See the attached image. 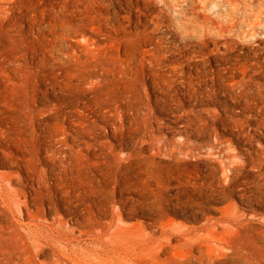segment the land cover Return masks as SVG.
<instances>
[{"label": "rangeland", "instance_id": "rangeland-1", "mask_svg": "<svg viewBox=\"0 0 264 264\" xmlns=\"http://www.w3.org/2000/svg\"><path fill=\"white\" fill-rule=\"evenodd\" d=\"M61 1L47 0L46 7L50 22L60 24L61 13L70 21L61 50L50 36L40 47L19 40L18 29L10 33L7 11L0 24L5 39L28 49L14 60L37 87L36 93L23 88L0 95V264H264V206L253 185L258 173L245 153L249 146L242 143L253 137L252 145L264 150L256 140L263 132L256 124L264 125V0ZM14 12V27L41 19L32 7ZM226 113L233 124L222 127L218 119ZM185 231L183 238L169 235Z\"/></svg>", "mask_w": 264, "mask_h": 264}, {"label": "bare ground", "instance_id": "bare-ground-1", "mask_svg": "<svg viewBox=\"0 0 264 264\" xmlns=\"http://www.w3.org/2000/svg\"><path fill=\"white\" fill-rule=\"evenodd\" d=\"M49 1V0H48ZM63 1V0H62ZM62 1H61V3H62ZM65 1V0H64ZM71 1V0H70ZM69 1V2H70ZM74 1V0H73ZM98 1V0H97ZM60 2V1H59ZM66 2V1H65ZM68 2V1H67ZM75 2V1H74ZM76 2H77V0H76ZM79 3V2H78ZM77 3V4H78ZM92 3V2H91ZM98 3V2H97ZM48 4V2H47V0H38L37 2L35 1V0H0V24L2 23V21L4 22V17H5V14H7V13H5L4 14V17H3V13H4V11H7L8 12V14H10V17H11V21H10V26H11V31H10V33L12 34L13 33V31H17V29L19 30L18 31V35H16V37H18V39L19 40H21L22 42H24L25 43V41L24 40H26L27 41V43H28V46H30L31 48L32 47H36V46H38V47H40L42 44L41 43H43V45H44V42H42L43 40H44V38H46L47 36H50V38L52 37L53 39H58V40H56V41H59L58 43H59V47H60V50H61V46H62V44H63V42L65 41V39L66 38H68L70 35H71V29H70V27H71V25H70V21L68 20V19H66L65 17H64V15H62V14H64V13H61V16H62V18H60V19H58L59 21H60V24H58V25H56V23L53 21V22H50V20H48V15L49 14H47L46 13V7H48L49 5H47ZM50 4V3H49ZM56 4V3H55ZM54 4V5H55ZM64 4H66V3H64ZM80 4V3H79ZM83 4H85V3H83ZM89 4V3H88ZM99 4V3H98ZM103 4V3H102ZM59 5V4H58ZM67 5V4H66ZM70 5V4H69ZM87 5V4H86ZM90 5V4H89ZM106 5V4H105ZM81 6V5H80ZM83 6V5H82ZM91 6H92V4H91ZM95 6V5H94ZM101 6V5H100ZM29 7H32V9L34 10H38V11H40V16H41V19L40 20H37V21H35V22H23L24 21V19H23V21H22V25L21 26H17V27H14L13 25H11V24H15V22H16V19H17V17L15 18V14H13V12H14V9L16 8V9H24V10H28V8ZM58 7V6H57ZM69 7V6H68ZM93 7V6H92ZM97 7V6H96ZM107 7H109V6H107ZM49 8V7H48ZM61 8V7H60ZM65 8V7H64ZM67 8V7H66ZM76 8V7H75ZM85 8V7H84ZM88 8V6L84 9V11L86 10ZM90 8V7H89ZM88 8V9H89ZM192 10H193V7H190ZM59 9V8H58ZM95 9V8H94ZM101 9V8H100ZM104 9V8H103ZM110 9V8H109ZM112 9V8H111ZM69 10V9H68ZM77 10V9H76ZM80 10V8L78 9V11ZM113 10V9H112ZM53 11V10H52ZM63 11V10H62ZM75 11V10H74ZM16 12V11H15ZM14 12V13H15ZM35 12V11H34ZM49 12V11H48ZM68 12V11H67ZM70 12V11H69ZM68 12V13H69ZM73 12V11H72ZM83 12V11H82ZM87 12V11H86ZM85 12V13H86ZM91 12V8H90V10L87 12V13H90ZM95 12H97L98 13V16H99V10L97 9V10H94V13ZM108 12V11H107ZM50 13V12H49ZM52 13V12H51ZM50 13V14H51ZM67 13V14H68ZM84 13V14H85ZM93 13V14H94ZM96 13V14H97ZM102 13V12H101ZM24 14V13H23ZM38 14V13H37ZM36 14V15H37ZM66 14V15H67ZM72 14V13H71ZM76 14V13H75ZM95 14V15H96ZM108 14V13H107ZM15 15V16H14ZM19 16H21L20 14H18ZM17 15V16H18ZM86 15V14H85ZM18 16V17H19ZM39 16V17H40ZM69 16V15H68ZM88 16V15H87ZM107 16V15H106ZM25 17V16H24ZM27 17V16H26ZM51 17V16H50ZM60 17V16H59ZM72 17H75V16H72ZM72 17H70V18H72ZM85 18H86V16H84ZM100 17H101V15H100ZM216 17H218V16H216ZM9 18V17H8ZM28 18V17H27ZM34 18V17H33ZM37 18V17H36ZM88 18H89V16H88ZM95 18V17H94ZM98 18V17H97ZM21 19V18H20ZM77 19V18H76ZM84 19V18H83ZM91 19V18H90ZM99 19V18H98ZM8 20H10V19H8ZM28 20V19H27ZM88 20V19H87ZM107 20H108V22H109V20L110 19H108L107 18ZM106 20V21H107ZM20 21V20H19ZM83 21V20H82ZM95 21H97V19L95 20ZM102 21H105V18L102 20ZM114 21V20H113ZM18 22V21H17ZM79 22V21H78ZM86 22V21H85ZM98 22V21H97ZM21 23V22H20ZM72 23V22H71ZM99 23H100V21H99ZM103 23V22H102ZM101 23V24H102ZM115 23V22H114ZM7 24V23H6ZM17 24V23H16ZM80 24V23H79ZM101 24H100V26H101ZM109 24H110V22H109ZM116 24V23H115ZM19 25V24H18ZM42 25H43V27H42ZM74 25V24H73ZM76 25V24H75ZM81 25V24H80ZM79 25V26H80ZM85 25V24H84ZM91 25H92V23H91ZM98 25V24H97ZM37 26V27H36ZM78 26V27H79ZM99 26V27H100ZM5 27V26H4ZM3 27V28H4ZM119 27V26H118ZM1 28V27H0ZM72 28H73V26H72ZM75 28V27H74ZM4 29H7L6 27L4 28ZM21 29V30H20ZM44 29H46V31L44 30ZM80 29H82V28H80ZM103 29H104V27H103ZM2 29H0V57H1V60H0V76H3V73H4V79L2 80V82H1V84H0V95L1 94H3V93H7V92H9V91H13V90H15V89H23V90H25V89H30V90H25L26 91V93L27 92H33V93H36V88L34 87V86H32L31 85V82H29L30 81V79L31 78H29V77H27L26 75H25V77H23L22 75H21V70H20V68H19V66H16V65H20V67L22 66L21 64H17V61L19 60L18 58H17V61L16 60H14V54L17 56V53H20L21 54V56H23V55H25L26 54V50H28V49H26V50H24V47L22 48V47H19L17 44H19L20 42L18 41V39H17V42H19V43H16L15 42V40H13V39H11V41H8V36H7V40L5 39V36L2 34V31H1ZM75 31V30H74ZM8 32V31H7ZM75 33H77V32H75ZM74 33V34H75ZM7 34V33H6ZM73 34V35H74ZM126 33H124V35H125ZM117 35V34H116ZM119 36V35H118ZM13 37V36H12ZM11 37V38H12ZM30 37L32 38V40H30ZM10 38V37H9ZM27 38H29V39H27ZM49 38V39H50ZM50 39V40H53V39ZM116 38V37H115ZM21 42V43H22ZM48 41H46V43H47ZM203 42V41H202ZM210 42V41H209ZM20 43V44H21ZM45 43V44H46ZM51 43V42H50ZM200 43H201V41H200ZM200 43H199V45H200ZM207 43V42H206ZM57 44V43H56ZM65 44V43H64ZM198 44V43H197ZM66 45V44H65ZM202 45V44H201ZM214 45V44H213ZM21 46H22V44H21ZM50 46V45H49ZM48 46V47H49ZM51 47H53V46H51ZM3 48H4V50L5 49H7L6 51H3ZM26 48V47H25ZM43 48H45V47H43ZM50 48V47H49ZM54 48V47H53ZM39 49V48H38ZM41 49V48H40ZM45 49H47V48H45ZM45 49H43V50H45ZM52 49V48H51ZM57 49V48H56ZM69 49V48H68ZM67 50V49H66ZM33 51V50H32ZM37 51V50H36ZM40 51V50H39ZM38 51V52H39ZM216 51V50H215ZM57 52V51H56ZM61 52V51H60ZM214 52V51H213ZM217 52V51H216ZM36 53V52H35ZM44 53V52H43ZM51 53H52V51H51ZM55 53V52H54ZM13 54V55H12ZM37 54V53H36ZM35 54V55H36ZM45 54V53H44ZM59 54V53H58ZM222 54V53H221ZM38 55H40V53L38 54ZM60 55V54H59ZM61 55H62V53H61ZM125 55V54H124ZM213 55V54H212ZM45 56V55H44ZM222 56V55H221ZM57 57V56H56ZM59 57V56H58ZM125 57H126V55H125ZM210 57V56H209ZM212 57H214V56H212ZM223 57V56H222ZM23 58V57H22ZM27 58V57H26ZM44 58V57H43ZM61 58V57H60ZM219 58H220V56H219ZM124 59V58H123ZM223 59V58H222ZM27 60V59H26ZM40 60V59H39ZM56 60H58V59H56ZM79 60V59H78ZM87 60V59H86ZM99 60V59H98ZM23 61V60H22ZM30 61V60H29ZM32 61H33V58H32ZM43 61V60H42ZM124 61H125V59H124ZM174 61V60H173ZM220 61V60H219ZM225 61V60H224ZM24 62H25V60H24ZM23 62V63H24ZM94 62H95V60H94ZM101 62V61H100ZM99 62V63H100ZM175 63H177L176 61H174ZM215 62V61H214ZM222 62V61H221ZM22 63V64H23ZM40 63V62H39ZM123 63V62H122ZM216 63V62H215ZM4 64H6V65H8V66H11L10 68H8V69H5V66H4ZM31 64V63H30ZM61 64V63H60ZM89 64H91V63H89ZM121 64V63H120ZM180 64V63H179ZM196 64V63H195ZM223 64V63H222ZM42 65V64H41ZM40 65V66H41ZM96 65V64H95ZM97 65H98V63H97ZM96 65V66H97ZM102 65V64H101ZM177 65V64H176ZM3 66H4V68H3ZM16 66V67H15ZM177 66H179V65H177ZM187 66V65H186ZM203 66V65H202ZM7 67V66H6ZM26 67V66H25ZM38 67V66H37ZM91 67V66H90ZM255 67H257V65H255ZM23 68V67H22ZM32 68V67H31ZM196 68V67H195ZM251 68V67H250ZM252 69V68H251ZM256 69H258V68H256ZM36 70H38V69H36ZM39 70H40V68H39ZM42 70V69H41ZM58 70V69H57ZM61 70V69H60ZM125 70V69H124ZM253 70V69H252ZM258 71V70H257ZM24 72V71H23ZM34 72V71H33ZM120 72V71H119ZM192 72V71H191ZM251 72V71H250ZM20 73V74H19ZM171 73V72H170ZM172 73H174V72H172ZM189 73V72H188ZM88 74H90V73H88ZM94 74V73H93ZM255 74V73H254ZM258 74V73H257ZM91 75V74H90ZM101 75V74H100ZM100 75H99V78H100ZM104 75V74H103ZM102 75V76H103ZM196 75V74H195ZM172 76H173V74H172ZM176 76V75H175ZM190 76H192V75H190ZM190 76H187V77H190ZM194 76V75H193ZM30 77H31V75H30ZM43 77V76H42ZM61 77V76H60ZM96 77H98V76H96ZM170 77V76H169ZM248 77V76H247ZM38 78V77H37ZM102 78V77H101ZM165 78V77H164ZM173 78V77H172ZM180 78V77H179ZM194 78V77H193ZM251 78V77H250ZM41 79V76L39 77V80ZM45 79H47V78H45ZM191 79V78H190ZM37 80V79H36ZM35 80V81H36ZM43 80V79H42ZM41 80V81H42ZM99 80V79H98ZM176 80V79H175ZM249 80V79H248ZM251 80V79H250ZM1 81V80H0ZM61 81V80H60ZM101 81V80H100ZM104 81V80H103ZM105 81H107V80H105ZM242 81H243V79H242ZM245 81V80H244ZM252 81V80H251ZM40 82V81H39ZM165 82H168V81H165ZM170 82V81H169ZM175 82V81H174ZM188 82V81H187ZM190 82H192V81H190ZM239 82V81H238ZM237 82V83H238ZM247 82V81H246ZM60 83V82H59ZM176 83V82H175ZM240 83V82H239ZM249 83V82H248ZM40 84H41V82H40ZM170 84V83H169ZM174 84V83H173ZM39 85V84H38ZM190 85H191V83H190ZM189 85V86H190ZM245 85V84H244ZM41 86H42V84H41ZM44 86V85H43ZM174 86V85H173ZM22 87V88H21ZM33 87L35 88V89H33ZM162 87H163V85H162ZM161 87V88H162ZM170 87V86H169ZM239 87V86H238ZM240 87H241V85H240ZM160 88V89H161ZM39 89H40V87H39ZM62 89V88H61ZM189 90V89H188ZM188 90H186V91H188ZM247 90V89H246ZM45 91H46V89H45ZM57 91H58V89H57ZM62 92V91H61ZM247 92V91H246ZM32 93V94H33ZM54 93V92H53ZM166 93V92H165ZM187 93V92H186ZM190 93V92H189ZM243 93V92H242ZM16 94V93H15ZM28 94V93H27ZM49 94V93H48ZM62 94V93H61ZM99 94V93H98ZM101 94V93H100ZM164 94V93H163ZM188 94V93H187ZM52 95V94H51ZM54 95V94H53ZM63 95V94H62ZM77 95V94H76ZM96 95V94H95ZM165 95V94H164ZM241 95V94H240ZM10 96V95H9ZM28 96V95H27ZM41 96V95H40ZM43 96V95H42ZM45 96V95H44ZM43 96V97H44ZM56 96V95H55ZM75 96V95H74ZM78 96V95H77ZM103 96V95H102ZM166 96V95H165ZM171 96V95H170ZM29 97H31V96H29ZM59 97V96H58ZM99 97V96H98ZM221 97V96H220ZM229 97V96H228ZM227 97V98H228ZM238 97H239V95H238ZM238 97L236 96L235 98L238 100ZM9 98V97H8ZM11 98V97H10ZM15 98V97H14ZM19 98H20V96H19ZM32 98V97H31ZM60 98V97H59ZM66 98V97H65ZM240 98V97H239ZM245 98V97H244ZM16 99H18V97H16ZM42 99V98H41ZM45 99V98H44ZM58 99V98H57ZM62 99V98H61ZM77 99V98H76ZM99 99H101V97L99 98ZM167 99V98H166ZM218 99H220V98H218ZM231 99H234V98H231ZM2 100V99H1ZM27 100V99H26ZM30 100V99H29ZM66 100V99H65ZM163 100H164V97H163ZM224 100V99H223ZM242 100V99H241ZM246 100H247V98H246ZM8 100H6V102H7ZM14 101H15V99H14ZM34 101V100H33ZM35 101H37V100H35ZM55 101V100H54ZM168 101V100H167ZM225 101V100H224ZM236 101V100H235ZM243 101V100H242ZM24 102V101H23ZM40 102V101H39ZM60 102V101H59ZM64 102V101H63ZM77 102V101H76ZM165 102V101H164ZM233 102V101H232ZM243 102H245V101H243ZM1 103V102H0ZM12 103V102H11ZM15 103V102H14ZM25 103V102H24ZM29 103V102H28ZM43 103V102H42ZM246 103V102H245ZM17 104V103H16ZM45 104V103H44ZM59 104V103H58ZM64 104V103H63ZM69 104V103H68ZM77 104V103H76ZM88 104V103H87ZM219 104V103H218ZM241 104V103H240ZM1 105H3V104H1ZM6 105V104H5ZM29 105V104H28ZM41 105V104H40ZM46 105V104H45ZM55 105H57V104H55ZM220 105V104H219ZM4 106V105H3ZM42 106V105H41ZM44 106V105H43ZM61 106V105H60ZM64 106V105H63ZM75 106H77V105H75ZM177 106V105H176ZM221 106V105H220ZM225 106V105H224ZM237 106V105H236ZM245 106H246V104H245ZM5 107V106H4ZM32 107V106H31ZM46 107V106H45ZM58 106H56V108H57ZM78 107V106H77ZM27 108V107H26ZM25 108V109H26ZM30 108V107H29ZM37 108V107H36ZM35 108V109H36ZM59 108V107H58ZM65 108V107H64ZM80 108V107H79ZM158 108H159V106H158ZM190 108V107H189ZM223 108V107H222ZM239 108H242V107H239ZM248 108V107H247ZM4 109V108H3ZM226 109V108H225ZM27 110V109H26ZM29 110V109H28ZM31 110V109H30ZM43 110V109H42ZM65 110H67V109H65ZM192 110V109H191ZM195 110V109H194ZM220 110V109H219ZM243 110V109H242ZM245 110V109H244ZM251 110V109H250ZM2 111V110H1ZM11 111V110H10ZM16 111V110H15ZM23 111V110H22ZM32 111V110H31ZM35 111H37V110H35ZM44 111V110H43ZM46 111V110H45ZM188 111V110H187ZM225 111V110H224ZM5 112V111H4ZM14 112V111H13ZM18 112V111H17ZM26 112V111H25ZM38 112H39V110H38ZM189 112H190V109H189ZM188 112V113H189ZM226 112V111H225ZM231 112V111H230ZM11 113V112H10ZM22 113V112H21ZM21 113H19V115L21 114ZM229 113V112H228ZM232 113V112H231ZM3 114V113H2ZM23 114V113H22ZM28 114V113H27ZM31 114V113H30ZM187 114V113H186ZM199 114V113H198ZM219 114V113H218ZM9 115V114H8ZM14 115V114H13ZM34 115V114H33ZM54 115V114H53ZM63 115H65V114H63ZM75 115V114H74ZM190 115V114H189ZM209 115V114H208ZM213 115V114H212ZM217 115V114H216ZM241 115V114H240ZM4 116H5V114H4ZM16 116V115H15ZM32 116V115H31ZM30 116V117H31ZM71 116H73V115H71ZM76 116V115H75ZM191 116V115H190ZM190 116H188V117H190ZM199 116V115H198ZM220 116H221V114H220ZM234 116V115H233ZM249 116H250V114H249ZM257 116H258V114H257ZM10 117V116H9ZM22 117V116H21ZM20 116H19V118H18V120L21 118ZM33 117V116H32ZM58 117H60V116H58ZM65 117H66V115H65ZM187 117V118H188ZM192 117V116H191ZM195 117V116H194ZM211 117V116H210ZM212 117H214V116H212ZM236 117V116H235ZM248 117V116H247ZM12 118H13V116H12ZM15 118V117H14ZM184 118V117H183ZM198 118V117H197ZM201 118V117H200ZM245 118V117H244ZM251 118V117H250ZM255 118V117H254ZM7 119V118H6ZM34 119V118H33ZM43 119V118H42ZM46 119H48L47 117H46ZM73 119H74V117H73ZM75 119H76V117H75ZM80 119V118H79ZM101 119H103V118H101ZM100 119V120H101ZM189 119V118H188ZM188 119H185V120H188ZM192 119H193V117H192ZM195 119V118H194ZM193 119V120H194ZM262 119V118H261ZM1 120V119H0ZM3 120V119H2ZM54 120V119H53ZM67 120V119H66ZM71 120V119H70ZM111 120V119H110ZM126 120V119H125ZM156 120V119H155ZM154 120V118H153V121H155ZM216 121H217V119H215ZM219 121V123H220V125L223 127V126H226V125H231V124H233V117H229V116H227V113H226V115L224 114V116H222V117H219V119H218ZM244 120V119H243ZM251 120V119H250ZM42 121V120H41ZM44 121V120H43ZM43 121H42V123H43ZM68 121V120H67ZM66 121V122H67ZM108 121H109V118H108ZM138 121V120H137ZM140 121V120H139ZM138 121V122H139ZM172 121V120H171ZM195 121V120H194ZM194 121H192V122H194ZM200 121V120H199ZM237 121H239V120H237ZM246 121V120H245ZM19 122V121H18ZM18 122H17V124H18ZM37 122V121H36ZM64 122V121H63ZM75 122H76V120H75ZM74 122V123H75ZM84 122V121H83ZM86 122V121H85ZM98 122V121H97ZM99 122H101V121H99ZM111 122V121H110ZM129 122V121H128ZM142 122H143V120H142ZM157 122V121H156ZM170 122V121H169ZM175 122V121H174ZM187 122V121H186ZM189 122V121H188ZM196 122H197V120H196ZM202 122V121H201ZM243 122V121H242ZM251 122V121H250ZM256 122V121H255ZM1 123V122H0ZM4 123V122H3ZM48 123V122H47ZM107 123H109V122H107ZM118 123H119V121H118ZM134 123V122H133ZM145 123V122H144ZM149 123V122H148ZM160 123V122H159ZM168 123V122H167ZM171 123V122H170ZM184 123V122H183ZM244 123V122H243ZM8 124V123H7ZM15 124V123H14ZM23 124V123H22ZM27 124H28V122H27ZM37 124V123H36ZM65 124H67V123H65ZM77 124V123H76ZM78 124H79V122H78ZM93 124H95V123H93ZM127 124V123H126ZM136 124H137V122H136ZM140 124V123H139ZM155 124V123H154ZM158 124V123H157ZM164 124H166V123H164ZM163 124V125H164ZM194 124H196L195 122H194ZM212 124V123H211ZM255 124V123H254ZM3 124H0V126H2ZM10 125H11V123H10ZM21 125V124H20ZM87 125V124H86ZM133 125H135V124H133ZM132 125V126H133ZM151 125V124H150ZM162 125V124H161ZM187 125H188V123H187ZM192 125V124H191ZM237 125V124H236ZM257 125V129H262V133H260L259 132V134H257L256 135V140H257V143H259V142H262V143H264V125L263 124H256ZM13 126V125H12ZM16 126V125H15ZM14 126V127H15ZM29 126V125H28ZM39 126V125H38ZM66 126V125H65ZM70 126H72V125H70ZM69 126V127H70ZM75 126V125H74ZM84 126V125H83ZM82 126V127H83ZM89 126V125H88ZM106 126V125H105ZM109 128H110V133H112L113 134V131L111 130V128H112V126H113V124L111 123V124H108L107 125ZM126 126V125H125ZM124 126V127H125ZM129 126V125H128ZM145 126H146V124H145ZM167 126V125H166ZM165 126V127H166ZM193 126V125H192ZM199 126V125H198ZM197 126V128H199ZM204 126H205V124H204ZM241 126V125H240ZM5 127V126H4ZM7 127H8V125H7ZM41 127V126H40ZM39 127V128H40ZM81 127V128H82ZM101 127V126H100ZM104 127V126H103ZM114 127V126H113ZM116 127V126H115ZM118 127V126H117ZM163 127V126H162ZM187 127V126H186ZM234 127V126H233ZM239 127V126H238ZM31 128V127H30ZM37 128V127H36ZM35 128V129H36ZM44 128V127H43ZM48 128V127H47ZM70 128H72V127H70ZM69 128V129H70ZM92 128H94V127H92ZM132 128V127H131ZM136 128V127H135ZM184 128V127H183ZM25 129V128H24ZM27 129H29V128H27ZM56 129V128H55ZM65 129H66V127H65ZM74 129V128H73ZM83 129V128H82ZM100 129V128H99ZM134 129V128H133ZM136 129H138V128H136ZM135 129V130H136ZM142 129V128H141ZM150 129V128H149ZM162 129V128H161ZM168 129V128H167ZM170 129V128H169ZM186 129V128H185ZM254 129V128H253ZM1 130V129H0ZM4 130H6V129H4ZM13 130V129H12ZM26 130V129H25ZM44 130V129H43ZM45 130H46V128H45ZM63 130V129H62ZM80 130V129H79ZM94 130H96L95 128H94ZM101 130H102V128H101ZM113 130H115V129H113ZM122 130V129H121ZM139 130V129H138ZM182 130V129H181ZM231 130L232 129H230V132H231ZM237 130V129H236ZM248 130V129H247ZM8 131V130H7ZM27 131V130H26ZM31 131V130H30ZM37 131V130H36ZM60 131V130H59ZM85 131V130H84ZM83 131V132H84ZM118 131V130H117ZM132 131V130H131ZM143 131V130H142ZM150 131V130H149ZM152 131V130H151ZM160 131V130H159ZM186 131H187V129H186ZM189 131V130H188ZM187 131V132H188ZM227 131V130H226ZM225 131V132H226ZM235 131V130H234ZM255 131V130H254ZM39 132V131H38ZM55 132V131H54ZM61 132V131H60ZM75 132V131H74ZM73 132V133H74ZM83 132H81V133H83ZM87 132V131H86ZM92 132H93V129H92ZM97 132V131H96ZM100 132V131H99ZM103 132V131H102ZM101 132V133H102ZM124 132H126L125 130H124ZM147 132V131H146ZM145 132V133H146ZM161 132V131H160ZM159 132V133H160ZM181 132H183V131H181ZM186 132V133H187ZM193 132V131H192ZM196 132V131H195ZM203 132V131H202ZM242 132V131H241ZM244 132V131H243ZM3 133V132H2ZM52 133V132H51ZM62 133V132H61ZM69 133V132H68ZM71 133H72V130H71ZM88 134H89V132H87ZM90 133H91V131H90ZM106 133H107V131H106ZM109 133V132H108ZM133 133V132H132ZM131 133V134H132ZM137 133V132H136ZM150 133V132H149ZM189 133V132H188ZM245 133V132H244ZM9 134V133H8ZM28 134V133H27ZM27 134H24V135H26L27 136ZM32 134V133H31ZM35 134H37V133H35ZM41 134H42V132H41ZM60 134V133H59ZM58 134V135H59ZM67 134V131H66V133H65V135ZM80 134V133H79ZM86 134V133H85ZM95 134V133H94ZM98 134V133H97ZM130 134V135H131ZM144 134V133H143ZM151 134H153V133H151ZM195 134V133H194ZM193 134V135H194ZM241 134H243V133H241ZM254 134V133H253ZM3 135H7V134H3ZM51 135H53V134H51ZM84 135V134H83ZM87 135V134H86ZM93 135V134H92ZM96 135V134H95ZM155 135V134H154ZM157 135V134H156ZM186 135V134H185ZM191 135V134H190ZM236 135H238V134H236ZM240 135V134H239ZM8 136V135H7ZM13 136V135H12ZM23 136V135H22ZM32 136V135H31ZM48 136V135H47ZM49 136H50V134H49ZM54 136V135H53ZM67 136V135H66ZM91 136V135H90ZM89 136V137H90ZM94 136V135H93ZM93 136H91V137H93ZM97 136V135H96ZM110 136V135H109ZM122 136V135H121ZM151 136V135H150ZM250 136V135H249ZM4 137V136H3ZM2 137V138H3ZM6 137V136H5ZM25 137V136H24ZM55 137V136H54ZM57 137H59V136H57ZM62 137H64V136H62ZM68 137V136H67ZM86 137V136H85ZM88 137V138H89ZM111 137V136H110ZM114 137V136H113ZM120 137V136H119ZM118 137V138H119ZM153 137V136H152ZM155 137V136H154ZM188 137V136H187ZM190 137V136H189ZM236 137V136H235ZM239 137V136H238ZM7 138V137H6ZM38 138V137H37ZM42 138V137H41ZM78 138V137H77ZM80 138V137H79ZM121 138V137H120ZM141 138V137H140ZM139 138V139H140ZM142 138H143V135H142ZM145 139H146V137H144ZM217 138V137H216ZM232 138V137H231ZM9 139V138H8ZM8 139H7V141H8ZM26 139V138H25ZM30 139V138H29ZM32 139V138H31ZM82 139V138H81ZM115 139V138H114ZM123 139H124V137H123ZM126 139V138H125ZM154 139V138H153ZM156 139V138H155ZM186 139V138H185ZM218 139V138H217ZM217 139H216V141H217ZM252 139H253V137H251V138H249L248 136H246V138H244V139H242V143H244L245 145H247V146H249V149H247L246 151H245V153H246V155L248 156V158H249V164L252 166V167H254V168H256L257 169V173H258V175H257V181L255 182L256 184H253L254 185V187H256V189L258 190V197L257 198H259V199H261V202H260V204H261V206H264V159H263V156H264V150L263 149H260L259 147H257L255 144H254V146L252 145ZM255 139V138H254ZM253 139V140H254ZM4 140V139H3ZM15 140V139H14ZM40 140V139H39ZM51 140V139H50ZM61 140H62V138H61ZM67 140V139H66ZM74 140V139H73ZM78 140V139H77ZM90 140V139H89ZM120 140V139H119ZM127 140H129V139H127ZM148 140H150V139H148ZM170 140V139H169ZM168 140V141H169ZM219 140V139H218ZM241 140V139H240ZM30 141V140H29ZM46 141H48V139H46ZM65 141V140H64ZM83 141V140H82ZM96 142H97V140H95ZM153 141H156V140H153ZM255 141V140H254ZM0 142H1V140H0ZM31 142V141H30ZM35 143H36V141H34ZM50 142V141H49ZM63 142V141H62ZM69 142H71V141H69ZM86 142V141H85ZM84 142V143H85ZM120 142H121V140H120ZM148 142V141H147ZM167 142V141H166ZM218 142V141H217ZM222 142V141H221ZM7 144H8V142H6ZM26 143H27V141H26ZM33 143V141L31 142V144ZM46 143V142H45ZM45 143H43V144H45ZM66 143V142H65ZM72 143H75V142H72ZM71 143V144H72ZM91 143H92V141H91ZM139 143V142H138ZM137 143V144H138ZM142 143V142H141ZM179 143V142H178ZM208 143V142H207ZM206 143V144H207ZM209 143H210V141H209ZM209 143L207 144V145H209ZM212 143V142H211ZM214 143V142H213ZM241 143V142H240ZM254 143V142H253ZM23 144V143H22ZM21 144V145H22ZM29 145H31L30 143H28ZM49 144V143H48ZM67 144V143H66ZM65 144V145H66ZM80 144V143H79ZM87 144H89L88 142H87ZM100 144V143H99ZM117 144H118V142H117ZM121 144V143H120ZM143 144H145V143H143ZM150 144V143H149ZM163 144V143H162ZM161 144V145H162ZM181 144V143H180ZM183 144V143H182ZM222 144V143H221ZM239 144V143H238ZM6 145V144H5ZM36 145H38V144H36ZM40 146H41V144H39ZM54 145H56V144H54ZM53 145V146H54ZM64 145V143H63V145L62 146H65ZM69 145V144H68ZM91 145V144H90ZM92 145H95V143H93ZM147 145V144H146ZM151 145H152V142H151ZM154 145V144H153ZM164 145H166V144H164ZM212 145V144H211ZM210 145V146H211ZM2 146V145H1ZM8 146V145H7ZM10 146V145H9ZM8 146V147H9ZM28 146V145H27ZM26 146V147H27ZM57 146H59V145H57ZM74 146V145H73ZM80 146V145H79ZM78 146V147H79ZM82 146H84V145H82ZM97 146V145H96ZM100 146V145H99ZM145 146V145H144ZM172 148H173V146L172 145H170ZM182 146V145H181ZM183 146H185V145H183ZM183 146L181 147V149L183 148ZM187 146V145H186ZM210 146H209V148H210ZM214 146V145H213ZM3 147V146H2ZM31 147H32V145H31ZM77 147V146H76ZM143 147V146H142ZM151 147V146H150ZM175 148H176V146H174ZM239 147V146H238ZM4 148H7L6 146L4 147ZM17 148H18V146H17ZM22 148V147H21ZM30 148V147H29ZM42 148V147H41ZM48 148V147H47ZM53 148V147H52ZM56 148V147H55ZM60 148V147H59ZM62 148V147H61ZM70 148V147H69ZM73 148V147H72ZM86 148V147H85ZM141 147H139V149H140ZM144 148V147H143ZM162 148V147H161ZM187 148H188V146H187ZM186 147H185V149H187ZM216 148V147H215ZM248 148V147H247ZM2 149V148H1ZM14 149V148H13ZM26 149V148H25ZM31 149V148H30ZM33 149V148H32ZM38 149V148H37ZM57 149V148H56ZM66 149V148H65ZM65 149L63 150L64 152H65ZM80 149V148H79ZM78 149V150H79ZM97 149V148H96ZM98 149H99V147H98ZM150 149V148H149ZM246 149V148H245ZM11 150V149H10ZM17 150V149H16ZM15 150V151H16ZM22 150V149H21ZM53 150V149H52ZM75 150V149H74ZM83 149H81V151H82ZM92 150V149H91ZM137 150V149H136ZM164 150V149H163ZM184 150V149H183ZM182 150V151H183ZM188 150V149H187ZM239 150H242V149H239ZM244 150V149H243ZM5 151V150H4ZM29 151V150H28ZM37 151V150H36ZM46 151V150H45ZM48 151V150H47ZM50 151V150H49ZM59 151V150H58ZM61 151V150H60ZM70 151V150H69ZM90 151V150H89ZM139 151V150H138ZM191 151V150H190ZM214 151H215V149H214ZM17 152V151H16ZM15 152V154H17ZM21 152H23V150L21 151ZM31 152H32V150H31ZM33 152H34V149H33ZM43 152V151H42ZM84 152H85V150H84ZM87 152V151H86ZM142 152V151H141ZM181 152V151H180ZM192 152V151H191ZM9 153H11V152H9ZM24 153H26V152H24ZM29 153H30V151H29ZM39 153V152H38ZM45 153V152H44ZM50 153V152H49ZM58 153V152H57ZM61 153V152H60ZM67 153V152H66ZM83 153V152H82ZM92 153H93V151H92ZM101 153H103V152H100V155H101ZM23 155V153H20V155ZM35 154H36V152H35ZM47 154V153H46ZM50 154H52V153H50ZM63 154H65V153H63ZM68 154V153H67ZM74 154V153H73ZM72 154V155H73ZM105 153H103V155H104ZM140 154V153H139ZM184 154H185V152H184ZM192 154V153H191ZM10 155V154H9ZM25 155V154H24ZM34 155V154H33ZM37 155V154H36ZM40 155V154H39ZM44 155V154H43ZM47 155H49V154H47ZM58 155H60L61 156V154H58ZM83 155V154H82ZM86 155V154H85ZM96 155H97V153H96ZM99 155V156H100ZM103 155H102V157H103ZM138 155V154H137ZM245 155V154H244ZM8 156V155H7ZM15 156H17V155H15ZM66 156V155H65ZM70 156V155H69ZM91 156V155H90ZM0 157H2V156H0ZM6 157V156H5ZM8 157H11V156H8ZM22 157V156H21ZM26 157H27V155H26ZM30 157V156H29ZM32 157H34V156H32ZM43 157V156H42ZM46 157H50V156H46ZM63 157V156H62ZM67 157V156H66ZM76 157V155L74 156V158ZM187 157V156H186ZM189 157V156H188ZM226 157V156H225ZM17 158V157H16ZM23 158V157H22ZM21 158V159H22ZM41 158V157H40ZM52 160H53V157H50ZM85 158V157H84ZM98 158V157H97ZM245 158V157H244ZM14 159V158H13ZM20 159V160H21ZM37 159H39V157L37 158ZM50 159V160H51ZM64 159V158H63ZM68 159H70V158H68ZM88 159V158H87ZM207 159V158H206ZM205 159V160H206ZM9 160V159H8ZM36 160V159H35ZM46 160V159H45ZM50 160H48V161H50ZM55 160V159H54ZM51 161V162H55V161ZM91 160V159H90ZM101 160V159H100ZM208 160V159H207ZM5 161V160H4ZM15 161V160H14ZM13 161V162H14ZM63 161V160H62ZM66 161H67V159H66ZM69 161V160H68ZM68 161H67V163H68ZM76 161V160H75ZM247 161V160H246ZM2 162V161H1ZM12 162V161H11ZM20 162H22V161H20ZM24 162H25V160H24ZM26 162H28V161H26ZM41 162V161H40ZM59 162L61 163V160L59 159ZM58 162V163H59ZM74 162V161H73ZM82 162H83V159H82ZM105 162V161H104ZM167 161H165V163H166ZM181 162V161H180ZM5 163V162H4ZM7 163V162H6ZM10 163V162H9ZM66 163V162H65ZM88 163H89V161H88ZM161 163H163V162H161ZM182 163V162H181ZM207 163V162H206ZM205 163V164H206ZM20 164H22V163H20ZM56 164V163H55ZM175 164V163H174ZM177 164V163H176ZM193 164V163H192ZM195 164H196V162H195ZM212 164V163H211ZM245 164V163H244ZM247 164V163H246ZM245 164V165H246ZM19 165V164H18ZM30 165V164H29ZM28 165V166H29ZM34 165H38V164H34ZM40 165V164H39ZM57 165V164H56ZM61 165V164H60ZM163 165V164H162ZM165 165H167V164H165ZM198 165V164H197ZM218 165V164H217ZM248 165V164H247ZM2 166H4V165H2ZM7 167H8V165H6ZM10 166H12V165H10ZM43 166V165H42ZM47 166V165H46ZM53 166V165H52ZM68 166V165H67ZM70 166H74V165H70ZM180 166H182V165H180ZM179 166V167H180ZM193 166V165H192ZM199 166V165H198ZM198 166H196V169H197V167ZM205 166V165H204ZM221 166V165H220ZM219 166V167H220ZM1 167V166H0ZM12 167H14V166H12ZM35 167V166H34ZM189 167V166H188ZM217 167V166H216ZM215 167V168H216ZM23 168V167H22ZM28 168V167H27ZM56 168V167H55ZM193 168V167H192ZM191 168V169H192ZM206 168V167H205ZM211 168V167H210ZM209 168V170H211ZM13 169V168H12ZM17 169V168H16ZM20 169V168H19ZM24 169V168H23ZM29 169H30V167H29ZM32 169V168H31ZM30 169V170H31ZM34 169L35 168H33V171H34ZM172 169H174V168H172ZM178 169V168H177ZM182 169V168H181ZM184 169V168H183ZM238 169V168H237ZM252 169V168H251ZM170 170V169H169ZM216 170V169H215ZM235 170V169H234ZM233 170V171H234ZM244 170H245V168H244ZM263 170V172H261ZM51 171V170H50ZM89 171V170H88ZM167 171V170H166ZM202 171V170H201ZM232 171V170H231ZM240 171V170H239ZM243 171V170H242ZM248 171H250L249 169H248ZM31 172V171H30ZM94 172V171H93ZM190 172V171H189ZM200 172V171H199ZM235 172H236V170H235ZM238 172V171H237ZM251 172V171H250ZM19 173H20V171H19ZM63 173V172H62ZM88 172H85V175L87 174ZM191 173V172H190ZM193 173V172H192ZM204 173V172H203ZM256 173V174H257ZM26 174V173H25ZM84 174V173H83ZM177 174V173H176ZM200 174V173H199ZM202 174V173H201ZM248 174V173H247ZM247 174H246V176H247ZM31 175V174H30ZM94 175H95V173H94ZM172 175V174H171ZM202 176H204V175H202ZM209 176V175H208ZM245 176V175H244ZM245 176V177H246ZM253 176H256V175H254L253 174ZM26 177V176H25ZM94 177V176H93ZM96 177V176H95ZM235 177V176H234ZM29 178V177H28ZM86 178H87V176H86ZM89 178V177H88ZM165 178V177H164ZM189 178V177H188ZM193 178V177H192ZM209 178V177H208ZM207 178V179H208ZM211 178H212V176H211ZM233 178V177H232ZM242 178V177H241ZM253 178V177H252ZM255 178V177H254ZM177 179V178H176ZM190 179V178H189ZM205 179V178H204ZM206 179V180H207ZM213 179V178H212ZM248 179V178H247ZM28 180V179H27ZM30 180V179H29ZM33 180V179H32ZM93 180H95V179H93ZM164 180V179H163ZM175 180V179H174ZM185 180H186V178H185ZM196 180V179H195ZM238 180V179H237ZM237 180L235 181V183L237 182ZM91 181V180H90ZM191 181V180H190ZM252 181V180H251ZM95 182V181H94ZM169 182V181H168ZM188 182H189V180H188ZM198 182H202V181H198ZM205 182V181H204ZM234 182V181H233ZM232 182V183H233ZM238 182H240V181H238ZM238 182H237V184H238ZM24 183V182H23ZM91 183V182H90ZM96 183V182H95ZM160 183H161V181H160ZM175 183H176V180H175ZM180 183V182H179ZM197 183V182H196ZM195 183V184H196ZM208 183V182H207ZM231 183V184H232ZM87 184H88V182H87ZM159 184V183H158ZM162 184H163V182H162ZM230 184V186H232ZM236 184V185H237ZM247 184V183H246ZM27 185V184H26ZM161 185V184H160ZM180 185V184H179ZM183 185V184H182ZM208 185V184H207ZM210 185V184H209ZM24 186H25V184H24ZM28 186V185H27ZM96 186V185H95ZM165 185H163V187H164ZM187 186H188V184H187ZM218 186V185H217ZM220 186V185H219ZM222 186V185H221ZM229 186V187H230ZM245 186V185H244ZM32 187V186H31ZM88 187V186H87ZM160 187H162V185L160 186ZM177 187V186H176ZM179 187V186H178ZM177 187V188H178ZM206 187V186H205ZM211 187V186H210ZM215 187V186H214ZM233 187V186H232ZM27 188H29V187H27ZM92 188H93V186H92ZM165 188V187H164ZM167 188V187H166ZM173 188V187H172ZM171 188V189H172ZM187 188V187H186ZM197 188V187H196ZM212 188V187H211ZM237 188V187H236ZM190 189V188H189ZM195 189V188H194ZM239 189V188H238ZM242 189V188H241ZM252 189V188H251ZM30 190H32V189H30ZM92 190V189H91ZM180 190V189H179ZM192 190V189H191ZM203 190V189H202ZM217 190V189H216ZM245 190V189H244ZM96 191V190H95ZM159 191V190H158ZM205 191H207V190H205ZM237 191V190H236ZM31 192H33V191H31ZM91 192V191H90ZM160 192H161V188H160ZM177 192V191H176ZM175 192V193H176ZM188 192V191H187ZM186 192V193H187ZM238 192V191H237ZM241 192V191H240ZM257 192V191H256ZM155 193V192H154ZM179 192H177L176 194H178ZM221 193V192H220ZM239 193V192H238ZM33 194H34V192H33ZM32 194V195H33ZM93 194V193H92ZM152 194V193H151ZM150 194V195H151ZM245 194V193H244ZM250 194V193H249ZM157 195V194H156ZM184 195V194H183ZM210 195V194H209ZM257 195V194H256ZM25 196V195H24ZM27 196V195H26ZM34 196V195H33ZM38 196H40V195H38ZM86 196H87V194H86ZM85 196V197H86ZM89 196H92V195H89ZM88 196V197H89ZM175 196V195H174ZM177 196V195H176ZM239 196H240V194H239ZM246 196H248V195H246ZM251 196V195H250ZM29 197V196H28ZM157 197V196H156ZM181 196H179V198H180ZM185 197H187V196H185ZM184 197V198H185ZM242 197V196H241ZM25 198V197H24ZM91 198H93V197H91ZM157 198H159V197H157ZM239 198V197H238ZM245 198V197H244ZM247 198V197H246ZM94 199V198H93ZM155 199V198H154ZM153 199V200H154ZM160 199V198H159ZM164 199V198H163ZM175 199H176V197H175ZM188 199V198H187ZM247 199H249V198H247ZM259 199H258V201H259ZM34 200H35V198H34ZM82 200V199H81ZM85 200V199H84ZM152 200V201H153ZM157 200V199H156ZM161 200H162V196H161ZM165 200V199H164ZM252 200V199H251ZM25 201V200H24ZM33 201V200H32ZM87 201V200H86ZM90 201V200H89ZM88 201V202H89ZM166 201V200H165ZM179 201V200H178ZM178 201H176V202H178ZM248 201V200H247ZM29 202V201H28ZM38 202V201H37ZM47 202V201H46ZM50 202V201H49ZM161 202H163V200L161 201ZM175 202V203H176ZM180 202V201H179ZM155 203H157V202H155ZM32 204V203H31ZM30 204V205H31ZM90 204V203H89ZM161 204V203H160ZM256 204V203H255ZM259 204V203H258ZM259 204V205H260ZM38 205V204H37ZM151 205V204H150ZM157 205V204H156ZM33 206H35L34 204H33ZM92 206V205H91ZM47 208L49 209V207H48V205H47ZM90 209H91V207H89ZM93 208V207H92ZM155 208H153V210H154ZM91 211H92V209H91ZM93 211H95V210H93ZM92 213V212H91ZM94 213V212H93ZM89 215V214H88ZM89 218H90V216H88ZM93 217H94V215H93ZM91 220V219H90ZM230 222V221H229ZM191 232V231H190ZM169 235H170V237L171 238H177V237H184V236H187V235H189V231H185V232H182V233H180V234H176V233H169ZM263 241V240H262ZM256 243V242H255ZM228 244V243H227ZM232 243H230V245H231ZM237 244V243H236ZM194 245V244H193ZM197 245V244H196ZM229 246V245H228ZM247 246V245H246ZM241 247V246H240ZM188 248V247H187ZM189 248H191V245H190V247ZM236 248V247H235ZM194 249V251H195V247L193 248ZM231 249H232V247H231ZM244 249V248H243ZM242 249V250H243ZM248 249H250V248H248ZM204 250V249H203ZM200 251H202V250H200ZM261 251V250H260ZM195 252H197V251H195ZM204 252V251H203ZM227 252H229L228 250L225 252V254L227 253ZM236 252V251H235ZM235 252H234V254H235ZM239 252V251H238ZM241 252V251H240ZM244 252H246V251H244ZM232 254H233V252H231ZM242 253V252H241ZM249 253V252H248ZM260 253V252H259ZM224 254V255H225ZM238 254V253H237ZM258 254V253H257ZM262 254V253H261ZM190 256V255H189ZM228 258H229V253H228ZM232 256V255H231ZM249 256H251V255H249ZM188 257V256H187ZM197 257V256H196ZM203 257V256H202ZM233 257H234V255H233ZM243 257V256H242ZM246 257H247V255H246ZM221 258H223V257H221ZM231 258V257H230ZM259 258H260V256H259ZM206 259V258H205ZM237 259V258H236ZM247 259H248V257H247ZM251 259V258H250ZM186 260H188V259H186ZM207 260V259H206ZM223 260H224V258H223ZM254 260H256V259H254ZM191 261V260H190ZM194 261V260H193ZM213 261V260H212ZM222 261V260H221ZM225 261V260H224ZM248 261V260H247ZM256 261H258V260H256ZM196 262V261H195ZM209 262V261H208ZM215 262V261H214ZM219 263H220V261H218ZM183 263V262H182ZM194 263V262H193ZM205 263V262H204ZM217 263V262H216ZM215 263V264H216ZM225 263V262H224ZM256 263H258V262H256ZM188 264H190V263H188ZM211 264V263H210ZM214 264V263H213ZM234 264H236V263H234Z\"/></svg>", "mask_w": 264, "mask_h": 264}]
</instances>
